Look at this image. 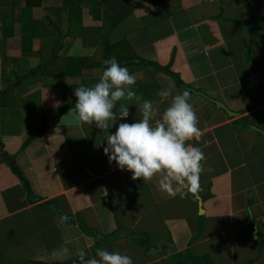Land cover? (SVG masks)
I'll return each instance as SVG.
<instances>
[{
  "label": "crops",
  "instance_id": "0c3cea01",
  "mask_svg": "<svg viewBox=\"0 0 264 264\" xmlns=\"http://www.w3.org/2000/svg\"><path fill=\"white\" fill-rule=\"evenodd\" d=\"M104 1L0 0V264H79L82 248L133 264H176L172 255L187 250L213 264H264V25L248 29L264 23V0H166V13L131 0L118 25ZM107 43L142 100L155 103L165 88L191 92L203 135L187 143L206 157L198 195L170 197L155 180H132L103 152L115 126L74 121V89L98 82ZM120 104L130 115L116 125L141 118L135 100Z\"/></svg>",
  "mask_w": 264,
  "mask_h": 264
},
{
  "label": "clouds",
  "instance_id": "9594fccd",
  "mask_svg": "<svg viewBox=\"0 0 264 264\" xmlns=\"http://www.w3.org/2000/svg\"><path fill=\"white\" fill-rule=\"evenodd\" d=\"M94 51L91 49L87 54ZM104 64L97 83L74 89L76 101L69 110L74 121L100 130L115 126V132L104 137L103 152L109 164L114 161L119 170L131 172L132 180H155L158 189L170 197L198 195L204 171L202 161L206 157L200 147L187 143L199 142L203 135L198 127L199 117L190 103L191 92L184 90L173 95L171 88H165L157 92L159 100L155 103L142 100L133 90L136 77L127 67L121 66L115 57L106 59ZM122 100H135L141 118L116 125L117 120H126L130 115L126 104H120L117 111ZM166 101L167 106L160 112L159 105ZM76 256L79 264H133L128 255L100 248L96 249L95 257L83 248Z\"/></svg>",
  "mask_w": 264,
  "mask_h": 264
},
{
  "label": "trees",
  "instance_id": "16d2710c",
  "mask_svg": "<svg viewBox=\"0 0 264 264\" xmlns=\"http://www.w3.org/2000/svg\"><path fill=\"white\" fill-rule=\"evenodd\" d=\"M130 2L131 0H105L104 3H102V8L103 11L106 13V15L109 17L111 22L114 25H118L125 17H127L129 14H131V10H129L130 7ZM101 4V3H100ZM153 8L156 12H168L167 11V5H166V0H152ZM112 46H110L108 43L105 44L104 48V57L105 60L108 59L110 56L109 54L111 53ZM121 66L126 65L124 63L118 62ZM140 64L142 65H152L150 62H145V61H140ZM162 70V69H161ZM163 70L173 76L175 79H177L178 84L180 83L179 79L177 78V75L172 74L169 72L168 67L163 68ZM2 145H0V148ZM201 226V225H199ZM79 229L85 233L87 236H92V232H89L86 230L85 226L80 223L79 224ZM142 247L145 249L151 250L150 242H148V239L144 236L139 238V243ZM171 259L176 263V264H213L210 260V258L207 255H193L189 250L186 251L185 255L182 254H173Z\"/></svg>",
  "mask_w": 264,
  "mask_h": 264
},
{
  "label": "water",
  "instance_id": "95a60500",
  "mask_svg": "<svg viewBox=\"0 0 264 264\" xmlns=\"http://www.w3.org/2000/svg\"><path fill=\"white\" fill-rule=\"evenodd\" d=\"M262 25H264V23H257V24L251 23V24H248V29L255 28L258 26H262ZM212 103L216 106L217 109H221L222 111H224L228 115L231 114V112L225 107V105L223 103H221L219 101H215V100L212 101ZM262 135L264 136L263 132H262ZM8 166L11 168L12 172L18 177L19 181L23 184V189L28 194L29 198L35 200V198L32 195V192L29 188V184H28L27 180L22 176V173L15 167V165L13 164V162L11 160L8 162ZM197 200H198L199 212L201 214L202 213L201 199L199 197H197ZM49 208L59 218V220L62 221V223L66 224V223L73 222V218L71 216H65L60 210L56 209L53 205H50Z\"/></svg>",
  "mask_w": 264,
  "mask_h": 264
},
{
  "label": "rangeland",
  "instance_id": "374dc122",
  "mask_svg": "<svg viewBox=\"0 0 264 264\" xmlns=\"http://www.w3.org/2000/svg\"><path fill=\"white\" fill-rule=\"evenodd\" d=\"M153 246H151V248H152Z\"/></svg>",
  "mask_w": 264,
  "mask_h": 264
}]
</instances>
